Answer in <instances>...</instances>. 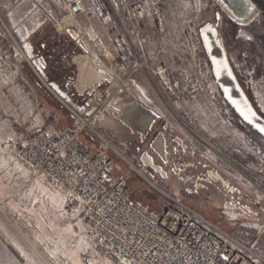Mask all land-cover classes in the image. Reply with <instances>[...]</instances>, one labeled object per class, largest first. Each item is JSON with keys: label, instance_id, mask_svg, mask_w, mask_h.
I'll use <instances>...</instances> for the list:
<instances>
[{"label": "built area", "instance_id": "1", "mask_svg": "<svg viewBox=\"0 0 264 264\" xmlns=\"http://www.w3.org/2000/svg\"><path fill=\"white\" fill-rule=\"evenodd\" d=\"M52 1L61 13L58 18H52L55 31L63 34L76 29L106 79L97 84L89 97L75 99L71 94L68 106L62 101L73 118L67 133L54 140L38 130L22 143L17 157L26 168L43 173L57 184L67 207L79 208L80 224L90 249L82 257V263L95 264L96 257L100 256L115 264H264V257L215 231L176 201L166 204L155 215L130 198L125 183L130 171L109 178L113 168L111 146L95 130L103 110L112 106L128 87L134 88L130 77L140 70H148L176 116L201 140L233 159L245 176L264 191L263 138L257 144L247 143L253 159L228 138L202 135L193 126L189 114L182 110L185 96L201 97L215 111L224 114L227 123L235 121L250 129L233 112L214 80L199 29L191 22L193 14L186 5L190 0H178L179 26L191 60V70L182 79L171 76L163 63L150 65L146 58L144 47L151 26L146 13L148 0ZM31 10L38 11L36 5ZM114 15L120 17L123 32L111 39L109 48L102 44L93 27L77 28L79 19L84 18L97 21L111 33ZM153 16L155 32L165 34L167 20L162 10L154 7ZM8 36L14 50L12 54L6 52L0 39V72L9 57L25 61L55 97H63L55 84L44 80L32 43L18 42L12 35ZM82 131L95 138V148L82 147L79 142Z\"/></svg>", "mask_w": 264, "mask_h": 264}, {"label": "crops", "instance_id": "2", "mask_svg": "<svg viewBox=\"0 0 264 264\" xmlns=\"http://www.w3.org/2000/svg\"><path fill=\"white\" fill-rule=\"evenodd\" d=\"M14 1L15 5H12L10 0H0V39L4 50L10 54L14 50L11 40L7 37V31L18 42H31L36 33L43 32L48 26L52 33L44 31L39 37L38 45L33 46L34 50L38 48L39 57H42L44 62V67L41 68L44 80L54 81L49 77L52 74L65 76L69 80L68 90L75 99L89 97V88L83 87L81 76L91 63L85 60L78 46L66 33L55 31L50 9L52 7L58 11L59 15L53 17L58 18L61 14L58 5L53 2L55 5L51 6L53 3H50L48 5L51 7L48 8L45 3L47 13L37 18L36 13L31 10V6L36 4L31 0ZM148 6L146 13L150 20ZM170 75L177 79L182 76L172 73ZM39 80L27 62L9 57L0 72V92H7L9 98L15 99L16 103L23 102V105L30 104V100L34 99V104L40 105L38 129L58 140L73 125L72 114L63 104V97H55ZM130 82L145 102H140L132 93H123L112 106L103 110L95 124L96 132L111 146L113 168L109 178L114 179L127 171H136L139 177L146 181L144 182L147 186L163 196L164 200L158 211H162L166 204L176 201L191 209L215 231L264 257V230L260 228L264 221V191L245 176L242 168L233 159L209 146L171 113L164 99L158 95V87L151 73L139 71L132 76ZM260 88L262 87L254 86L253 90L257 106L264 113V93ZM182 91H186L185 87H182ZM182 110L189 114L194 127L202 135L228 138L255 159L246 143L248 139L257 138L251 135L250 130L235 121L236 125H228L202 98L185 96ZM79 142L82 147L95 148L97 145L95 138L86 131L80 133ZM207 149L209 154L203 158L201 153ZM114 153L120 160L116 159ZM197 157L200 161L203 160V165L199 164ZM206 171H210L214 176L203 179L205 175L201 174ZM129 173L125 178L126 186L129 184ZM246 178L250 183H247ZM190 179H196L198 187L186 190ZM230 181L239 183L236 185ZM218 184L240 195L241 199L243 194L249 193L252 199L246 201L255 203L256 205L251 207L258 213L242 212L233 207L224 208L225 198L217 189ZM129 195L138 202L135 194ZM193 198L208 205L206 207H212L216 212L211 215L198 212L192 202Z\"/></svg>", "mask_w": 264, "mask_h": 264}, {"label": "rangeland", "instance_id": "3", "mask_svg": "<svg viewBox=\"0 0 264 264\" xmlns=\"http://www.w3.org/2000/svg\"><path fill=\"white\" fill-rule=\"evenodd\" d=\"M31 2L35 3L38 9L35 15L37 18H41L47 13H45V3H47L48 8L55 5L52 0H31ZM15 3L14 0H10V4L15 5ZM50 3L53 4L50 6L48 5ZM208 4H215L226 17L239 26H245L253 20L261 19L260 12L257 8L256 13L250 20L240 22L229 15L218 0H190L189 4L186 3L193 14L191 22L196 25L198 29L211 31L216 36L218 35V32L215 31V27L219 21V14L218 12H215L213 15L203 14L202 11L208 6ZM148 5L150 9L149 21L151 26L144 47L146 58L150 65L163 63L168 72L178 76L182 75L178 78L182 79L185 75L189 74V71L191 70V60L187 51L185 39L179 26L177 16L179 2L178 0H167L165 3H158L156 0H148ZM154 7L160 8L167 20V30L163 35L157 34L154 30ZM57 12L58 11H56L55 8L51 7V18L55 17V15H59ZM113 20L114 23L111 25L113 31L111 33H109L107 29L97 21L86 20L84 18L79 20L77 28L78 30H81L88 26L93 27L102 44L109 48L111 39L123 32V23L120 20V17L114 15ZM74 31L79 35V32L76 29H74ZM238 33L242 38H246L247 36L244 30H239ZM7 34L10 36L12 35L8 33V31ZM66 36L70 38L68 34H66ZM217 40L222 44V40H220L219 37H217ZM222 46L225 49L229 48L227 54L231 60L233 68H235L245 88H247L252 94L257 106L253 87H262L260 89H262V93H264V79H254L251 76V70L249 67L251 57H248L246 53L239 52L237 49L226 44H223ZM252 61L254 62V58ZM140 71L150 73L148 70ZM132 76L130 77V81ZM48 82L57 85L58 90L61 92V95H63L62 101L65 102L67 106L70 105L71 93L70 90H68L69 80L61 75L58 77V81ZM155 82L157 84L156 80ZM157 87L158 95L164 99L168 109L176 116L174 111L170 108L165 96L159 89L158 84ZM136 91L135 88L128 87L124 92L120 93V95L129 92L138 98L135 94ZM34 103V99H31L30 104L27 103L28 105H23V102L21 101L16 103L15 99L9 98L7 92H0V264H83L82 257L87 255L90 252V249L80 224L79 208L67 207L64 201V193L61 188L43 173L31 171L26 168L17 157V152L27 136L39 130L37 120L39 118L40 105L36 106ZM208 106L210 107L209 104ZM210 108L215 111L212 107ZM215 112L219 113L217 111ZM219 115L224 119V114L219 113ZM181 122L187 127L183 121ZM227 124L230 126L236 125L234 122ZM259 138L261 137H257V140L248 139L246 143L257 144ZM233 143L236 144L235 142ZM208 154V149L201 153L203 158H206ZM114 155L117 160H120L116 153H114ZM198 161L200 165H203V160L200 161L198 158ZM129 177V184H127L129 194H135L141 205L146 207L153 214L159 215L161 211H158V209L164 200L163 196L156 191H153L150 186H147L145 184L146 181L140 178L136 171L132 170L131 173H129ZM195 181L196 179H190L189 186L186 190L197 188L198 186ZM230 182L236 185L239 183L233 181ZM217 183L218 182H216V184ZM247 183L250 182L248 181ZM252 186L257 189L253 184ZM216 187L225 198L223 201L224 208L233 207L242 212H249L252 214L258 213L257 211L254 212L252 209L253 204L255 203L252 204V201H250L251 203L246 201V199H252V196L250 197L249 193L246 195L243 194L241 199L240 195L229 191L225 187H221L220 184ZM258 190L259 189H257V191ZM192 200H194L192 202L194 203L195 208L199 210L198 212L208 213L209 215H211L212 212H216L212 207H206L208 205H204L203 202L197 201L195 198ZM257 209L260 211L259 207H257ZM260 228L261 230H264V221L260 225ZM95 264L115 263L106 258L97 256Z\"/></svg>", "mask_w": 264, "mask_h": 264}, {"label": "water", "instance_id": "4", "mask_svg": "<svg viewBox=\"0 0 264 264\" xmlns=\"http://www.w3.org/2000/svg\"><path fill=\"white\" fill-rule=\"evenodd\" d=\"M218 1L226 9L229 15L240 22L250 20L256 13V7L250 0ZM199 33L203 50L210 62L212 75L222 97L230 105L236 116L253 132L257 133L264 139V132L260 131L261 128H264V119L257 114L238 84L228 61L227 54L217 40V36L211 31L201 29H199ZM66 34H68L75 44L93 60V56L88 52L86 45L73 29L67 30ZM38 61L41 68H43L44 62L42 57H38ZM140 98L141 102L144 103L145 101L142 99L141 95Z\"/></svg>", "mask_w": 264, "mask_h": 264}, {"label": "trees", "instance_id": "5", "mask_svg": "<svg viewBox=\"0 0 264 264\" xmlns=\"http://www.w3.org/2000/svg\"><path fill=\"white\" fill-rule=\"evenodd\" d=\"M250 1L255 5L257 10L260 12L261 19L253 20L248 25L245 26H239L235 24L228 17H226L215 4L213 5L208 4V6L202 11V13L213 15L215 12H218L219 21L215 27V31L218 32L217 37H219L220 40H222V44L220 45L222 46L223 44H226L231 46L232 48L237 49L239 52L246 53L248 57H251L249 62L251 76L254 79H260V78L264 79V0H250ZM45 29H44L45 32L52 33L51 29L48 26ZM239 30H244L246 32L247 35L246 38H242L239 35L238 33ZM44 31L41 33L38 32L35 34V36L32 37L31 43L33 44L34 47L38 45L39 37L42 33H45ZM223 49L227 54L228 52L227 50H229V48L228 49L223 48ZM35 54L38 57L40 56L38 48L35 49ZM80 54L84 56V53L81 50H80ZM227 57L231 65V68L233 70V73L242 91L246 95L247 99L249 100V102L257 112V114L264 119V114L256 106L252 94L243 85V82L239 78L235 68H233V65L231 63L228 54ZM253 58H254V62L252 61ZM94 73L95 70L92 65L84 69V73L81 76L84 88L88 87V85L95 82V80L93 79ZM57 75L58 74H52L49 77L54 81H58ZM82 90L84 91L85 89ZM249 130L251 135L259 137L257 133L253 132L251 129Z\"/></svg>", "mask_w": 264, "mask_h": 264}, {"label": "bare ground", "instance_id": "6", "mask_svg": "<svg viewBox=\"0 0 264 264\" xmlns=\"http://www.w3.org/2000/svg\"><path fill=\"white\" fill-rule=\"evenodd\" d=\"M80 50L84 53L85 60L89 61L95 70V75L93 76V79L95 80V82L91 83L90 85H88V87H86V88H89L88 89V95L90 96L95 91V89H96L95 86H97V84L100 83L101 80L106 79V78H105V75L102 72H100L98 67L94 64V61L92 60V58H90L88 56V54L85 53L82 49H80ZM136 93H137V91H136Z\"/></svg>", "mask_w": 264, "mask_h": 264}, {"label": "flooded vegetation", "instance_id": "7", "mask_svg": "<svg viewBox=\"0 0 264 264\" xmlns=\"http://www.w3.org/2000/svg\"><path fill=\"white\" fill-rule=\"evenodd\" d=\"M149 163H151V162H149ZM151 165H152V163H151ZM201 175H205V177L203 179L214 176L210 171H206L205 173H202Z\"/></svg>", "mask_w": 264, "mask_h": 264}, {"label": "snow or ice", "instance_id": "8", "mask_svg": "<svg viewBox=\"0 0 264 264\" xmlns=\"http://www.w3.org/2000/svg\"><path fill=\"white\" fill-rule=\"evenodd\" d=\"M260 131H261V132H264V128H261Z\"/></svg>", "mask_w": 264, "mask_h": 264}]
</instances>
